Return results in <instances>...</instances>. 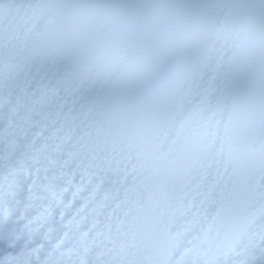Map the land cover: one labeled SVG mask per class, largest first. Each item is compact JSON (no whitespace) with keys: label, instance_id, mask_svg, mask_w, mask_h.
<instances>
[{"label":"snow or ice","instance_id":"6c2138e0","mask_svg":"<svg viewBox=\"0 0 264 264\" xmlns=\"http://www.w3.org/2000/svg\"><path fill=\"white\" fill-rule=\"evenodd\" d=\"M0 264H264V0H0Z\"/></svg>","mask_w":264,"mask_h":264}]
</instances>
